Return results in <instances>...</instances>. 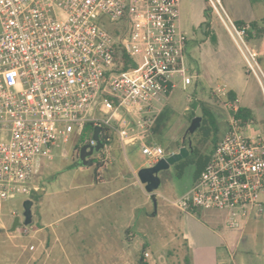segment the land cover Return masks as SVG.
Listing matches in <instances>:
<instances>
[{
    "label": "built area",
    "instance_id": "1",
    "mask_svg": "<svg viewBox=\"0 0 264 264\" xmlns=\"http://www.w3.org/2000/svg\"><path fill=\"white\" fill-rule=\"evenodd\" d=\"M179 2L0 0V210L31 194L42 160L64 158L65 146L87 125L92 133L100 127L102 147L111 135L122 150L149 135L161 105L178 83H187ZM205 2L264 105V72L247 42L249 27L236 25L221 0ZM214 92L231 111L226 131L192 186L171 204L185 214L211 212L236 232L262 213L264 134L256 121L235 116L237 99L225 84ZM92 133L84 144H96ZM140 151L154 162L166 156L144 140ZM95 178L101 181L98 172Z\"/></svg>",
    "mask_w": 264,
    "mask_h": 264
},
{
    "label": "rangeland",
    "instance_id": "2",
    "mask_svg": "<svg viewBox=\"0 0 264 264\" xmlns=\"http://www.w3.org/2000/svg\"><path fill=\"white\" fill-rule=\"evenodd\" d=\"M221 3L233 22L255 20L258 28L264 29V0H221ZM178 12L179 27L187 38V83L185 88L178 83L168 98L166 105L174 112L168 126L158 136V142L152 131L143 140L146 144L149 140L160 146L165 155L178 151L191 114L202 117L201 104L212 115L204 122L201 118L199 127L187 135L195 149L194 156L190 153L188 158L158 173L160 184L156 191L162 197L156 198L154 207L144 186L134 183L136 172L153 164L152 159L140 151L143 140L128 144L122 151L116 137L110 134V142L99 151H93L88 157L91 164L84 166L74 149H79L91 137V127L87 126L65 146L64 158L56 155L52 160H42L33 181L36 189L31 194L16 196L1 207L0 264H120L122 258L129 264H136L141 256L149 264L179 261L181 249L175 245L174 236L180 240V234L194 224L171 202L189 188L199 164L198 158L211 153L226 130L231 115L224 105L226 101L214 92V88L223 81L203 75L204 63L213 74L220 67L215 55L217 43L225 51L224 56L232 62L231 85L244 90L255 121L259 123L257 129L262 134L264 105L259 86L246 72L244 62L219 16L211 11L205 0H180ZM244 25L249 27L247 42L257 53L264 72V33H256L248 22ZM207 37L204 46L202 40ZM193 60L197 61L198 69L194 67ZM232 76L236 77L235 80ZM174 80L179 81V76L175 75ZM227 90L229 94L230 90ZM193 103L197 104L196 108H193ZM188 141L183 144L187 146ZM96 172L100 174L101 181L96 180ZM26 197L33 203L32 223L10 232L13 217L18 215L21 221L23 219L22 201ZM259 200L262 203L261 215L247 230L242 228V233L237 232L241 235L238 242L240 256L246 264H264V190L259 194ZM206 214L201 210L196 212L195 220L199 221L200 230L206 225ZM208 220L215 226L216 222L220 224V219L214 214L209 215ZM221 230L229 231L224 226Z\"/></svg>",
    "mask_w": 264,
    "mask_h": 264
},
{
    "label": "crops",
    "instance_id": "3",
    "mask_svg": "<svg viewBox=\"0 0 264 264\" xmlns=\"http://www.w3.org/2000/svg\"><path fill=\"white\" fill-rule=\"evenodd\" d=\"M238 21H240V20H238ZM251 21H255V20H249V21H244V22L249 23ZM208 38L209 37H207L205 40H202L204 46L207 44ZM211 38H210V40H211ZM216 45H217V47L215 46V55L219 59L220 67L218 68V70H215V72H214L215 74H213V72L210 69L209 70L207 69V66L205 65V63H204V65L202 63L203 68H204V70H203L204 73L202 72L203 75L205 77H209V78L217 77V79H219L220 81H223L221 83L225 84L226 87L231 92H233V94L235 95L234 99H237L238 107L244 108V109H247L248 111H250L251 116L255 121L254 112H252V109L250 108L251 105L248 103L247 97L244 96L245 95L244 90L240 91L238 89L233 88V86L231 85L230 77H229L230 71H231V69H230V67H231L230 62L231 61L226 56H224L225 51L220 47V45L218 43ZM193 64H194V67L195 68L197 67V69H198L196 60H193ZM209 65H210V63H209ZM209 65H208V67H209ZM232 78H233V76H232ZM235 78H233V80H235ZM173 91H174V89H173ZM167 101H168V99L166 100V103H167ZM166 103L164 105H161V108H163L166 105ZM225 131L219 137V140L224 135ZM149 144H151V143H149ZM152 162L155 163L154 160H152ZM131 171H135V170L131 169ZM134 178H135L134 183H137V185L140 184L138 179H136V177H134ZM196 178L197 177H193L191 184L189 185V188L192 186V184L194 183ZM187 190H185L183 192V194ZM155 195H156V198L162 197V195L159 194L157 191H155ZM101 199H102V197L96 199V202L101 200ZM205 213H207L206 214L207 222L205 223L207 226L204 225L203 226L204 229H201V230H200V227H198L200 225V224L198 225L199 221L197 222L195 220V218H197L196 214H192V215L187 214V217L192 221V223L194 225L189 227L188 231H184L183 233L180 234V238H181L180 240L181 241L178 239L177 235L174 236L175 237V243H176L175 245L177 247L179 246L181 249L180 259H179V261L178 260L175 262L171 261L170 263H169V260L168 261L166 260L163 262V264H246V263H244V259L242 258V256H240V252H239L240 246H238V242L240 243L241 235H238V233H237L238 231H236V232L235 231H222L221 230L222 226L220 224H217V222H216V226H215L212 222H209V220H208L209 215H211V214L213 215V213H211V212H205ZM185 216H186V214H185ZM214 216H216V215L214 214ZM253 220H250L243 227V230H245V228L247 230V228H249L251 226V223L253 222ZM241 233H242V231H241ZM239 237H240V239H239ZM183 248L185 249V251ZM115 259L119 261V258L118 259L115 258ZM119 262H120V264H121V262H122V264H129L123 258ZM152 264H154V263H152Z\"/></svg>",
    "mask_w": 264,
    "mask_h": 264
},
{
    "label": "water",
    "instance_id": "4",
    "mask_svg": "<svg viewBox=\"0 0 264 264\" xmlns=\"http://www.w3.org/2000/svg\"><path fill=\"white\" fill-rule=\"evenodd\" d=\"M201 117L195 116L190 120V124L181 137V146H179L178 151L169 153L165 157L158 159L151 166L140 168L136 172V177L141 185L144 186V191L147 195H149L154 207L156 205V195L155 191L157 190L160 179L158 177V173L160 171L168 169L174 163L180 161L181 159L186 158L192 152L191 143L188 141L187 146L183 143L186 139V136L192 134L200 125ZM100 131L99 126H95L93 128L92 139L95 141V145L83 144L79 148L78 160L79 162L86 166L88 164L87 157H89L93 151H99L102 148V143L99 140L98 134ZM32 200L30 198L24 199L22 201V221L20 216L16 215L13 217L9 231L14 232L17 227L30 225L32 223Z\"/></svg>",
    "mask_w": 264,
    "mask_h": 264
},
{
    "label": "trees",
    "instance_id": "5",
    "mask_svg": "<svg viewBox=\"0 0 264 264\" xmlns=\"http://www.w3.org/2000/svg\"><path fill=\"white\" fill-rule=\"evenodd\" d=\"M236 23L239 26H242V25L245 24V22H243V21H236ZM249 26H250L251 29L255 30L256 33H259V35L262 34V33H264V29L263 28L259 29L258 28V24L255 21L249 22ZM249 36H250V33H249ZM122 58L125 60L124 57H122ZM229 97L230 98H233V99L235 98V95L233 94V92L230 91ZM196 106H197V104L196 103H193V108H196ZM199 106H200L202 121L205 120V118H207L208 116H211L212 115L211 111H209L206 107H204L201 104ZM173 112L174 111H173L172 107H170L168 105H165L162 108V110L160 111L159 115L157 116V118L155 120V124H154L153 129H152V134H155L156 135L155 136L156 141L159 138L158 136L161 135L162 132L165 130V128L168 126V122L170 120V117L173 116ZM235 116L237 118H239L242 122L254 121V119L251 116L250 111H248L247 109H244V108H238V111L235 114ZM193 117H194V115L192 113L191 116H190V118L192 119ZM91 133H92V128H91ZM101 141H102V139H101ZM147 142L150 143L149 140ZM214 143H216V140L214 141ZM191 148H192L191 155L193 154V156H194L195 149H194L193 146H191ZM213 150L211 151V153L209 155H206V156H203V157L198 158L199 159V164H198V167H197V170H196V173H195V176L194 177H197L199 175L200 171L203 169V167L205 166V164L208 162L209 156L212 154ZM88 164H91L90 161L88 162ZM136 264H149V263L144 260V257L143 256H141V258L138 260V262Z\"/></svg>",
    "mask_w": 264,
    "mask_h": 264
},
{
    "label": "flooded vegetation",
    "instance_id": "6",
    "mask_svg": "<svg viewBox=\"0 0 264 264\" xmlns=\"http://www.w3.org/2000/svg\"><path fill=\"white\" fill-rule=\"evenodd\" d=\"M189 140V136H186V139H185V141H188Z\"/></svg>",
    "mask_w": 264,
    "mask_h": 264
}]
</instances>
